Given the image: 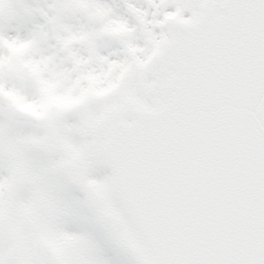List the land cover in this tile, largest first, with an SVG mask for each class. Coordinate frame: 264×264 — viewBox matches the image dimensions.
Listing matches in <instances>:
<instances>
[{
	"label": "snow or ice",
	"instance_id": "6c2138e0",
	"mask_svg": "<svg viewBox=\"0 0 264 264\" xmlns=\"http://www.w3.org/2000/svg\"><path fill=\"white\" fill-rule=\"evenodd\" d=\"M0 264H264V0H0Z\"/></svg>",
	"mask_w": 264,
	"mask_h": 264
}]
</instances>
